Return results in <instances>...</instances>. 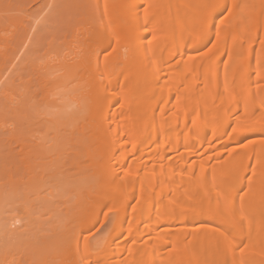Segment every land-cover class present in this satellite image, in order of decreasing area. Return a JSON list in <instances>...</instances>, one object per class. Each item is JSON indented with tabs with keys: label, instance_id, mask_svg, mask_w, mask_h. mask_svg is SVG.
<instances>
[{
	"label": "bare ground",
	"instance_id": "1",
	"mask_svg": "<svg viewBox=\"0 0 264 264\" xmlns=\"http://www.w3.org/2000/svg\"><path fill=\"white\" fill-rule=\"evenodd\" d=\"M97 1L71 135L51 122L30 145L11 130L9 187L27 210L0 220V264H264V0ZM84 151L98 169L74 179L64 168ZM52 188L65 194L44 198L47 224L85 232L103 215V246L74 251L65 233L52 261H9Z\"/></svg>",
	"mask_w": 264,
	"mask_h": 264
},
{
	"label": "rangeland",
	"instance_id": "2",
	"mask_svg": "<svg viewBox=\"0 0 264 264\" xmlns=\"http://www.w3.org/2000/svg\"><path fill=\"white\" fill-rule=\"evenodd\" d=\"M99 7L97 0H0V192L4 197L0 205L1 221L10 217L22 219L27 210L22 192H12L9 187L10 150L21 151L11 130L18 129L30 145L48 130L51 122L53 132L59 126L64 137L71 135L72 127L66 112L77 110V100L85 88L80 63L91 44L87 29L103 23V11L100 12ZM17 102L21 104L17 105ZM71 154L72 151H68L65 156ZM75 159L74 155L73 162L64 169L76 175L74 179L81 176L92 178L98 165L90 164L85 151L79 163ZM18 167L23 169L22 165ZM105 174L108 176V171ZM21 178L22 174L17 180ZM82 185V182L65 185V189L72 187L78 194ZM62 190L58 192L52 188L42 193L38 220L43 227L39 226L31 233L23 228L18 232V238L8 241L9 261L18 260L29 250L36 252L37 262L48 257L52 261L53 243L65 233L68 238L71 236L75 240L76 237L79 245L75 244L79 249L74 251H81L82 244L86 243L93 251L103 246L113 225L109 221L104 225L101 222L103 215L85 232L78 220L70 222L67 227L65 224L58 228L51 225V219L55 221L56 217L53 218V213L48 211L44 198L55 201L57 193L65 194Z\"/></svg>",
	"mask_w": 264,
	"mask_h": 264
}]
</instances>
